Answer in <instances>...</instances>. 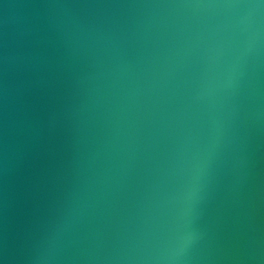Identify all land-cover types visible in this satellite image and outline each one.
<instances>
[{"label":"water","instance_id":"1","mask_svg":"<svg viewBox=\"0 0 264 264\" xmlns=\"http://www.w3.org/2000/svg\"><path fill=\"white\" fill-rule=\"evenodd\" d=\"M0 264H264V0H0Z\"/></svg>","mask_w":264,"mask_h":264}]
</instances>
